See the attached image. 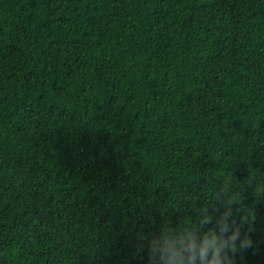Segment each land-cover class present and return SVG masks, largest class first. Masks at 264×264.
<instances>
[{
  "label": "trees",
  "instance_id": "obj_1",
  "mask_svg": "<svg viewBox=\"0 0 264 264\" xmlns=\"http://www.w3.org/2000/svg\"><path fill=\"white\" fill-rule=\"evenodd\" d=\"M206 249L264 264V0H0V264Z\"/></svg>",
  "mask_w": 264,
  "mask_h": 264
},
{
  "label": "clouds",
  "instance_id": "obj_2",
  "mask_svg": "<svg viewBox=\"0 0 264 264\" xmlns=\"http://www.w3.org/2000/svg\"><path fill=\"white\" fill-rule=\"evenodd\" d=\"M190 251L191 250H189V252ZM207 253H208V249H206L202 255V264H220L219 260L216 259L218 253H216L215 250H212V257H209ZM194 260H195V257L192 255H189L188 264H193Z\"/></svg>",
  "mask_w": 264,
  "mask_h": 264
}]
</instances>
